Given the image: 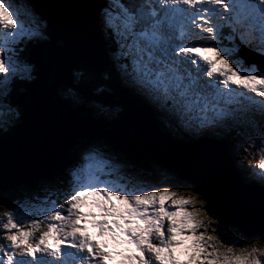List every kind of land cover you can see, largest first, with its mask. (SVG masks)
<instances>
[{"label": "snow or ice", "instance_id": "6c2138e0", "mask_svg": "<svg viewBox=\"0 0 264 264\" xmlns=\"http://www.w3.org/2000/svg\"><path fill=\"white\" fill-rule=\"evenodd\" d=\"M97 19L126 86L192 134L235 122L234 151L260 153L247 171L264 186V0H102ZM51 39L34 0H0V147L26 119L30 86L51 94L59 81L68 104L88 103L95 69L70 67ZM205 188L196 178L146 185L112 143L81 142L3 203L0 264H264V247L222 220Z\"/></svg>", "mask_w": 264, "mask_h": 264}, {"label": "water", "instance_id": "95a60500", "mask_svg": "<svg viewBox=\"0 0 264 264\" xmlns=\"http://www.w3.org/2000/svg\"><path fill=\"white\" fill-rule=\"evenodd\" d=\"M34 2L50 22V46L70 57L72 68L92 66L103 87L96 92L87 85L88 103L79 106L68 104L59 95L58 90L65 87L59 81L51 94L42 91L39 84L26 89L30 93L26 119L0 147V191L51 175L67 149L78 144L81 137L106 140L141 167L146 166V160L153 161L189 183L198 179L202 186L207 185L205 191L211 189L222 220L238 225L246 236H264L259 228L264 190L243 179L231 155L229 139H170L160 131L155 114L138 96L125 93L117 80L106 76L110 66L102 31L86 11L84 1ZM121 85L127 87L123 82ZM95 102L118 105L119 116H92L91 104Z\"/></svg>", "mask_w": 264, "mask_h": 264}, {"label": "rangeland", "instance_id": "374dc122", "mask_svg": "<svg viewBox=\"0 0 264 264\" xmlns=\"http://www.w3.org/2000/svg\"><path fill=\"white\" fill-rule=\"evenodd\" d=\"M95 20V19H93ZM103 32H102V36H103ZM104 49H106V47H104ZM106 51V54H107V59L110 62L109 60V56H108V53H107V50ZM244 54V53H242ZM258 64L261 63L260 61H256ZM107 71V70H106ZM120 77V76H119ZM122 81V79H121ZM123 82V81H122ZM124 83V82H123ZM125 84V83H124ZM126 85V84H125ZM103 87V86H102ZM104 89V88H102ZM58 91H61L60 93L64 94L67 92V88L64 87V88H61L60 90ZM138 96V95H137ZM144 103L145 101L139 97ZM97 103V102H95ZM98 105H93L91 104V106H93V111H91V115L94 116V115H97V106H99L100 108H103L105 110H107V114L103 115L105 118L109 119L110 118V112H112V109H115V105H110V104H101V103H97ZM146 104V103H145ZM147 105V104H146ZM148 106V105H147ZM149 107V106H148ZM120 110V108H119ZM152 111V110H151ZM93 112V114H92ZM159 122H162L164 124L163 127H161L160 124H158V126L161 127V131L163 133H167V135L170 137H172V128H176L175 126H172V125H169V124H166L165 122H163V120L159 117ZM163 128H166V129H169V131H166L164 130ZM260 128L262 131H264V123H262L260 125ZM183 130V129H181ZM233 130V134L235 135V141L238 139V132L240 131V128L237 127V124L235 122H232L230 121L227 125L223 126V127H220V128H216L214 130H209V131H205L203 132L202 134H198V135H202L203 138H211V137H214V138H219L218 136H220L219 133H222L223 135H227L228 133H230V131ZM172 131V132H171ZM185 133H190V132H187L185 130H183ZM192 135H197V134H192ZM210 136V137H209ZM224 139H228L226 137L223 136ZM221 139V138H219ZM84 141H92L90 138L88 139H84V138H79V143L81 142H84ZM117 150V149H116ZM118 151V150H117ZM71 152V151H70ZM69 152V153H70ZM235 152V151H234ZM233 152V155L236 157L237 161H238V167L240 168L242 174L245 176V177H249V174H248V169L249 168H252V167H256L258 166L259 164V161L261 159V155L259 152H248V153H244L243 155L235 152ZM120 153V152H119ZM67 156H69L68 152L66 151V155L63 157V158H66ZM124 156V155H123ZM125 157V156H124ZM127 160L133 162L136 166H139L133 159H129L127 158V156L125 157ZM145 164L146 166L145 167H141L140 169V173H141V178L143 179V181L145 182L146 185H153V186H166L168 184H176L178 182V180L182 179L180 178L176 173H174L173 171L172 175L171 173L169 172H166V167L159 164V163H154L153 161H149L146 160L145 161ZM60 167L59 163L55 166V169L54 171L52 172L55 173L58 168ZM169 170V169H168ZM170 171V170H169ZM51 174V175H52ZM185 180V179H184ZM187 182V181H186ZM35 183H37V178H35L34 180V183L33 184H28V185H19V186H15V187H12L8 190H5V191H8L6 192L5 194L1 193L2 191H0V199L2 198L1 202H0V212H2L4 209H3V203L5 201H10L12 199H15L17 196L21 195L23 192H31L33 190H35ZM264 187V186H263ZM185 189L184 188H181V191H184ZM18 194V195H16ZM3 195V196H2ZM3 217H0V220H2ZM246 236V235H245ZM249 240L251 239H256L258 240V246L259 247H264V239H261L260 236H256V235H252V236H246ZM226 240L230 239V237H225ZM178 258L183 260V259H186L185 256L181 255L178 253Z\"/></svg>", "mask_w": 264, "mask_h": 264}, {"label": "trees", "instance_id": "16d2710c", "mask_svg": "<svg viewBox=\"0 0 264 264\" xmlns=\"http://www.w3.org/2000/svg\"><path fill=\"white\" fill-rule=\"evenodd\" d=\"M102 2H100V0H86V2H85V6H86V9L88 10V12L90 13V14H92L94 17H96L97 18V9H98V7H99V5L101 4ZM104 36H105V34H103ZM106 39V38H105ZM107 40V42H106V44H105V47L109 50V52H110V55H111V53H112V45H111V43H110V41H109V39H106ZM109 60L110 61H112L111 60V56H110V58H109ZM105 74H106V76L109 78V77H116L118 80L120 79V82L122 83V81H121V78L119 77V75H118V73L116 72V70H115V68L113 67V64H112V62H110V67L107 69V71L105 72ZM76 78V77H75ZM87 85H89V86H91V88L93 89V90H95L96 92H99V91H97V89H100L101 87H102V84H101V82L100 81H97V78H96V76H94L93 78H92V80L90 81V82H88L87 83ZM59 92H61V91H59ZM63 94V93H62ZM119 108H115V109H112V112H110L111 114H110V118H112V117H117V116H119ZM95 116H99L98 114L97 115H95ZM158 120V124H160L161 125V127H163L164 126V124L162 123V122H159V119H157ZM164 130H166V131H169V129H166V128H163ZM170 132V131H169ZM172 132V131H171ZM234 132V131H233ZM233 132H230V133H228L227 135H223V134H221V135H223L224 137H226V138H228L229 139V146H230V151H231V154L233 155V152H234V145H235V135L233 134ZM187 138H191V137H189V136H186ZM185 137V138H186ZM71 149H72V147H70L69 149H67V152H68V154H69V152L71 151ZM235 153V152H234ZM67 158H68V156L66 157V158H61L60 160H59V165L61 166V164L62 163H64L66 160H67ZM236 158V157H235ZM236 161H237V159H236ZM237 166V165H236ZM238 167V166H237ZM137 168L140 170L141 169V167H139V166H137ZM238 169H239V167H238ZM239 171H240V169H239ZM240 173H241V171H240ZM246 179H249L250 180V182L251 183H254L250 178H248V177H246ZM36 184V183H35ZM255 185H257V186H259L261 189H263L264 190V187L263 186H261V185H259V184H257V183H254ZM193 188H195L194 186H193ZM6 192H8V191H2L1 193H3V194H5ZM0 193V194H1ZM16 195H18V194H16ZM1 196V195H0ZM3 196V195H2ZM1 200H2V198L0 199V202H1Z\"/></svg>", "mask_w": 264, "mask_h": 264}, {"label": "bare ground", "instance_id": "6f19581e", "mask_svg": "<svg viewBox=\"0 0 264 264\" xmlns=\"http://www.w3.org/2000/svg\"><path fill=\"white\" fill-rule=\"evenodd\" d=\"M100 2H102V0H100ZM139 97V96H138ZM150 110H152L150 107H148ZM153 111V110H152ZM174 129V128H173ZM177 129V128H176ZM241 176L243 177V179H244V175L242 174V172H241Z\"/></svg>", "mask_w": 264, "mask_h": 264}]
</instances>
